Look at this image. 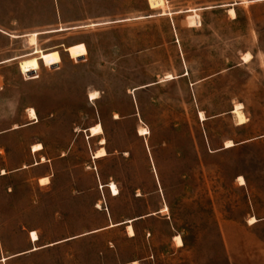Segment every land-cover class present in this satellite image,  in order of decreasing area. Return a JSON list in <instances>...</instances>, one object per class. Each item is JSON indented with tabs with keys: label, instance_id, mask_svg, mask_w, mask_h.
<instances>
[{
	"label": "rangeland",
	"instance_id": "374dc122",
	"mask_svg": "<svg viewBox=\"0 0 264 264\" xmlns=\"http://www.w3.org/2000/svg\"><path fill=\"white\" fill-rule=\"evenodd\" d=\"M0 29L8 76L64 155L39 199L52 212H5L8 249L24 230L38 246L86 235L7 264H264V0H0Z\"/></svg>",
	"mask_w": 264,
	"mask_h": 264
},
{
	"label": "crops",
	"instance_id": "0c3cea01",
	"mask_svg": "<svg viewBox=\"0 0 264 264\" xmlns=\"http://www.w3.org/2000/svg\"><path fill=\"white\" fill-rule=\"evenodd\" d=\"M11 35L15 34H8L0 29L1 40H5L4 36L10 38ZM6 54L5 48L0 45V264H2L1 261L3 259H5L3 264H7L8 261L13 259L20 261L25 258H34L57 245L64 246L86 236L85 234L74 236L38 246L40 237L37 235V231L26 232L24 230L19 232L21 244L25 245L24 250L13 253L8 249L11 238L5 230L7 227L4 220L5 212H18L20 217H26L29 213L38 214L43 212V210L52 212V207L47 205L44 209L39 199L41 193L51 191L52 180L55 177V161L64 158V155L62 153L54 157L53 150L47 144L46 137L42 136V130L46 128L48 119L41 120L37 109L27 104L22 98V92L14 81L17 80V83H21L20 77L17 75L9 77V70L7 69V65L16 61L10 60L17 57L7 58ZM30 109L35 112V120L29 117L28 112ZM87 130L88 128L81 131L85 134L86 139L89 137V131ZM37 145H40L41 149L34 151L33 147ZM40 179H47L48 183L42 185L40 184ZM22 185L31 189V193L23 199L26 202L23 206L22 202L14 204L18 189ZM53 219L54 215L51 213V222L54 221ZM113 225L116 226L109 227ZM121 225L125 224L110 223L105 230ZM15 226L21 229L29 227L28 224H24L21 221L17 222ZM31 232H35L38 236V243L30 241ZM96 232L98 231L92 233ZM34 248L36 250L32 251Z\"/></svg>",
	"mask_w": 264,
	"mask_h": 264
},
{
	"label": "bare ground",
	"instance_id": "6f19581e",
	"mask_svg": "<svg viewBox=\"0 0 264 264\" xmlns=\"http://www.w3.org/2000/svg\"><path fill=\"white\" fill-rule=\"evenodd\" d=\"M192 11H193L192 9H189L186 12H192ZM228 13H229V15L232 18H234L235 13H234L233 9H229ZM32 40H33V37L30 38V41H32ZM250 59H251V56L249 54H245L243 56V58H242V61L245 62V63H248L250 61ZM169 78H171V77H169ZM96 95H97L96 93H90L89 94V99L91 101L95 100L97 98ZM242 110H243L242 105L241 104H237L234 107V110L231 111V114L235 116L234 118L236 119V122H237L238 126L244 125L247 122L246 118L244 117V114H243ZM28 114H29L30 119H32V120L36 119L35 112L32 109L29 110ZM199 117H200L201 121H203L205 119L204 115L202 113L199 114ZM87 131H89V138L100 136L102 134V128L100 127V125L88 128ZM147 133H148V131L146 129H144V128L139 129V136L143 137V136L147 135ZM99 144L100 145H104L105 144L104 139H101ZM224 146L227 149V148L232 147L233 143L231 141H228V142L225 143ZM40 149H41L40 145H37V146L33 147L34 151H38ZM106 156H107V154H106L105 150L104 149H100L99 151L93 153L92 159L93 160L103 159ZM41 161H43V159H41ZM238 182H239V184L241 186L244 185L243 178L239 177L238 178ZM47 183H48L47 179H42V180L40 179V184L44 185V184H47ZM101 188H103V187L101 186ZM106 188L109 190V192L111 194V197H117L119 195V190H118L117 186L113 182H110L106 186ZM96 209L101 210V207H100L99 203L96 204ZM167 212H168L167 208H163L162 210H160L159 214H162V215L164 214L165 215V214H167ZM249 221L254 223L255 219L252 218ZM127 234H128L129 238L134 237V231L131 228V226L127 227ZM29 237H30V241L32 243H36V242L38 243L39 238H38V236L36 235L35 232H31ZM175 240H176V243L180 246L181 245L180 238L176 237ZM34 250H36V248H34L32 251H34ZM4 261H5V259H3L1 261L2 264L4 263ZM132 264H138V263L137 262H133Z\"/></svg>",
	"mask_w": 264,
	"mask_h": 264
},
{
	"label": "water",
	"instance_id": "95a60500",
	"mask_svg": "<svg viewBox=\"0 0 264 264\" xmlns=\"http://www.w3.org/2000/svg\"><path fill=\"white\" fill-rule=\"evenodd\" d=\"M148 86H145L144 88H147Z\"/></svg>",
	"mask_w": 264,
	"mask_h": 264
}]
</instances>
